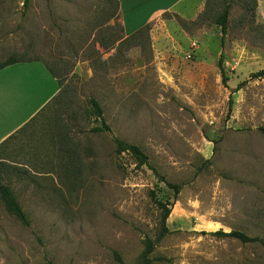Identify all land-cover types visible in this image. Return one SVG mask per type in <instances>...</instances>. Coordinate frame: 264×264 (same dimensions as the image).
<instances>
[{"label":"rangeland","instance_id":"rangeland-1","mask_svg":"<svg viewBox=\"0 0 264 264\" xmlns=\"http://www.w3.org/2000/svg\"><path fill=\"white\" fill-rule=\"evenodd\" d=\"M116 0H0V62L40 60L61 90L0 148V264H264V22L251 0H206L127 36ZM188 2L187 4H189ZM191 5V4H190ZM230 5L228 28L215 19ZM109 18V19H108ZM223 57V69L219 59ZM225 73V75H224ZM96 99L111 132L93 133ZM140 147L152 168L114 139ZM179 186V191L161 181ZM169 232L157 241L161 211ZM207 233V234H204Z\"/></svg>","mask_w":264,"mask_h":264},{"label":"crops","instance_id":"crops-1","mask_svg":"<svg viewBox=\"0 0 264 264\" xmlns=\"http://www.w3.org/2000/svg\"><path fill=\"white\" fill-rule=\"evenodd\" d=\"M206 0H119L120 14L129 37L157 16L172 13L187 19L180 5L194 6L193 19ZM257 1V14L264 22V0ZM190 2L189 4H187ZM191 4V5H190ZM58 79L42 61L20 62L0 70V147L36 116L60 93Z\"/></svg>","mask_w":264,"mask_h":264},{"label":"trees","instance_id":"trees-1","mask_svg":"<svg viewBox=\"0 0 264 264\" xmlns=\"http://www.w3.org/2000/svg\"><path fill=\"white\" fill-rule=\"evenodd\" d=\"M252 1V11H255L257 8L258 4L256 0H251ZM113 3V10L111 11L110 18L112 17H117V9L120 7L119 0L114 1ZM230 14V5H227L223 12L215 19V22L217 25L220 26L221 32H222V45L224 44V39L225 35L227 33V28H228V18ZM109 19V18H108ZM145 28L141 29L139 32L145 30ZM134 36V35H133ZM28 61H34V60H24V59H17L14 57H11L3 62H0V70L8 67L10 65L20 63V62H28ZM35 61H40V60H35ZM45 64V63H44ZM219 66L221 67L222 70L223 68V57H220L219 59ZM47 69L50 71V73L57 78V75L45 64ZM225 75V73H224ZM254 78H262L264 77V70L257 72L253 75ZM58 79V78H57ZM60 89H61V81L58 79ZM60 95H58L55 100ZM54 100V99H53ZM52 100V101H53ZM89 106H90V114L91 116H94L99 122L100 125L96 126L91 129V132L93 133H101V132H111V128L109 125H107L104 115H103V108L100 105V103L94 99L91 98L89 100ZM260 131L264 132V127L260 128ZM114 143L116 145V154L120 155L122 153H129L136 161V163L142 167V166H147L152 168L150 162H149V157L143 152V150L132 144H128L124 141H121L119 139H114ZM1 148V147H0ZM162 182H165L167 186L170 188L174 189L176 192L179 191V186L175 184L168 183L165 181V179L161 178ZM0 198L3 201L5 208L9 214L14 216L23 226L29 227L30 226V220L23 210L20 202L18 201L13 189L5 184L0 183ZM156 205L161 211V220H160V231L159 235L157 238V241L161 240L168 232V227L166 224L167 219L169 218L171 214V204L170 203H164L160 200L155 199L154 200ZM207 234V233H204ZM212 236L219 237V238H232L235 240L240 241L243 244H260L262 247H264V240L260 237H254L246 234L245 232L239 231V230H233L229 233H225L223 231H218L215 233H210ZM155 250V241H152L151 239L145 240V249L141 255V258L139 262L136 264H152V262L155 260V258L152 257V254L154 253ZM116 255V260L118 261L119 264H124L123 260L121 257L115 253Z\"/></svg>","mask_w":264,"mask_h":264}]
</instances>
